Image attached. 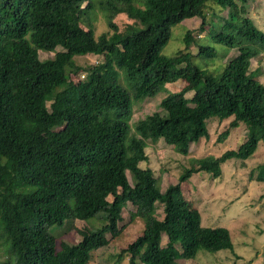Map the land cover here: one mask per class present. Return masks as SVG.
<instances>
[{
  "label": "trees",
  "instance_id": "obj_1",
  "mask_svg": "<svg viewBox=\"0 0 264 264\" xmlns=\"http://www.w3.org/2000/svg\"><path fill=\"white\" fill-rule=\"evenodd\" d=\"M248 2L101 0L111 34L95 38L90 0H0V264H90L94 251L119 236L127 205L135 209L129 223L141 220L143 232L119 249L118 261L177 264L200 250L233 252L227 229L201 226L181 184L199 172L220 178L223 163L248 160L259 141L264 144V86L259 69L250 71L251 60L264 54V32L245 15ZM122 14L132 23L119 32L114 19ZM192 18L205 35L186 30L184 48L162 55L172 27ZM233 50L237 54L226 61ZM40 51L53 56L40 60ZM86 55L102 61L75 63ZM198 59L220 70L201 69ZM180 81L179 91L164 89ZM161 92L167 93L160 111L131 124L133 104ZM231 117L216 143L243 123L246 140L237 150L194 160L163 192L153 171L142 167L147 141L162 139L186 156L191 145L210 138L209 119ZM251 178L264 182V166ZM74 221L91 226L76 230L81 240L70 243L62 237ZM55 226L64 227L54 236Z\"/></svg>",
  "mask_w": 264,
  "mask_h": 264
},
{
  "label": "rangeland",
  "instance_id": "obj_2",
  "mask_svg": "<svg viewBox=\"0 0 264 264\" xmlns=\"http://www.w3.org/2000/svg\"><path fill=\"white\" fill-rule=\"evenodd\" d=\"M101 0H90L92 9L89 14L90 28L94 37L108 33L111 34L106 23V14L99 8ZM214 11L216 8L210 7ZM253 24L264 32V0H249L245 14ZM118 31H122L126 25L132 23L125 15H118L114 19ZM87 26V24H85ZM200 20L198 18L187 19L172 27L171 37L167 45L162 49V55L171 57L176 52L184 48L183 36L186 30L192 32L195 38L203 37L205 32H199ZM205 45L219 48L212 40L203 41ZM57 50H60L57 48ZM192 54L198 52L195 43L190 45ZM237 52L231 51L226 61L232 59ZM52 53L39 52L40 60L52 58ZM77 65L97 64L102 61L101 57L86 55L84 57H74ZM212 60L198 59L194 64L201 69L212 72L213 69L220 70L219 65H211ZM258 70L257 80L264 86V54L251 60L250 71ZM118 71V81L123 87H127L122 70ZM185 86V82L164 86L167 92L174 93ZM167 92L159 93L155 98L141 103L133 104V115L131 124L154 112L160 111L159 102ZM192 93L186 96L190 98ZM50 103V100L47 102ZM264 110V106H263ZM232 117L223 122H218L216 118L207 121V129L211 135L209 139L202 138L197 144L191 145L188 155L181 156L174 151L172 146H166L162 139L155 142L147 141L146 153L148 161L142 164L143 168H150L154 176L158 179L156 185L163 192L168 186L175 185L183 172L190 170L194 160L205 157H219L227 150H237L246 140L247 129L241 123L231 130L228 137L219 143L218 135L228 127ZM260 165L264 166V144L259 141L256 152L248 160L231 159L222 164V175L220 178L211 179L210 174L199 172L193 174L189 179L181 184L182 195L190 207L198 210L200 214V224L204 228H225L229 231L233 252L222 250L211 253L200 250L196 257L191 260H177V264H264V182L252 179V171ZM256 175V172L254 173ZM109 202L112 196L106 198ZM130 205L122 212L123 220L119 223L121 232L119 236L111 239L108 246L94 251L91 254L90 264H128L127 259L118 261L116 254L119 249L125 248L143 232L141 220L136 219L129 223V211H134ZM158 218H162V208L157 207ZM89 222H92L89 221ZM89 222L74 221L70 226V231L62 238L64 241L75 243L81 240V236L76 230L90 227ZM93 226H101V222L94 221ZM65 226V225H64ZM63 226V227H64ZM52 227L50 233L54 236L62 228ZM107 239L109 235H107ZM165 238L162 237V245H165ZM4 247L0 248V262L5 259Z\"/></svg>",
  "mask_w": 264,
  "mask_h": 264
}]
</instances>
